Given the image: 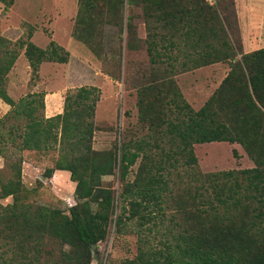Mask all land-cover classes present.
Masks as SVG:
<instances>
[{
	"label": "trees",
	"instance_id": "16d2710c",
	"mask_svg": "<svg viewBox=\"0 0 264 264\" xmlns=\"http://www.w3.org/2000/svg\"><path fill=\"white\" fill-rule=\"evenodd\" d=\"M220 1L77 0L71 35L89 50L101 7L121 18L129 12L123 23L128 51L141 47L133 8L145 30L150 71L136 88L135 105L146 134L119 138L106 151L91 148L97 89L67 91L61 113L48 118L44 93L16 102L7 95V74L20 53L33 82L42 63L65 64L68 52L52 40L35 46L29 30L14 42L0 37V100L9 107L0 118V200L10 198L0 205L7 248L1 264H90L110 222L116 234L127 227L136 237L134 257L117 264H264V48L243 54L239 39L237 46L230 41L224 12L233 11V0L231 7ZM0 4L6 10L12 0ZM215 63L228 71L193 110L168 75ZM212 142L237 144L253 167L201 173L193 145ZM14 151L56 153L43 177L68 173L76 202L67 213L27 200L22 158ZM111 175L118 183L117 212L114 190L102 181Z\"/></svg>",
	"mask_w": 264,
	"mask_h": 264
},
{
	"label": "rangeland",
	"instance_id": "374dc122",
	"mask_svg": "<svg viewBox=\"0 0 264 264\" xmlns=\"http://www.w3.org/2000/svg\"><path fill=\"white\" fill-rule=\"evenodd\" d=\"M223 4L231 7L229 0L220 1V5ZM76 10L77 0H12L11 6L6 10L0 4V37L14 42L25 38L27 30L31 34L37 30L34 43L42 48L47 42L42 36L48 39L52 28L55 30L57 41L63 49L67 45L65 50L68 52L65 64L40 65L38 79L33 82H29V69L22 72L20 67L18 72L7 77L6 91L7 88L11 91L10 96L15 102L25 94L39 92L55 94L57 100L62 99L63 102L65 93L74 88L97 89L98 101L94 109L91 148L95 151H106L112 149L119 138H139L146 134L144 127L137 122L135 105L136 88L142 84V75L147 77L150 71L148 56L142 42L145 30L139 9L133 8L131 14L134 16L133 24L136 28L135 43L141 47L137 51H128L125 47L123 23L129 12L124 9L121 18L119 12L111 15L101 7L97 9L94 17L89 50L71 35ZM224 15L230 24L227 34L232 43L237 46L238 39L240 40L243 33L246 44L255 39L264 47V0H233V11L228 9ZM56 18H64L68 23L65 20L56 23ZM64 29L73 38V43L66 42L67 33H64ZM20 55L22 56V53ZM22 59L24 60L23 56ZM226 72L225 65L207 66L189 72L174 73L168 77L174 82L186 103L193 110H197ZM232 152H235V155ZM8 153L12 154V150L8 149L5 154ZM193 153L201 173L253 167L237 144L212 142L193 145ZM14 154L15 158L21 156L23 161L20 166L21 181L30 190L27 200L35 205L58 208L67 213V208L76 202L73 196L74 184L70 182L68 174L58 171L49 178L43 177L45 168L53 165L56 153L47 151ZM1 168L3 160L0 158ZM134 169L135 167L132 168ZM102 181L114 190L116 199L114 205L117 212L119 205L116 196L118 192L116 176L103 177ZM9 203L10 198L0 200V205ZM133 231V228L125 227L120 234H116L113 222H110L106 238L93 248L90 264H117L133 258L136 247ZM47 244L49 241H46ZM4 245L0 238V264L7 258L5 252L7 248ZM57 249L58 246L51 245V252L57 253Z\"/></svg>",
	"mask_w": 264,
	"mask_h": 264
},
{
	"label": "crops",
	"instance_id": "0c3cea01",
	"mask_svg": "<svg viewBox=\"0 0 264 264\" xmlns=\"http://www.w3.org/2000/svg\"><path fill=\"white\" fill-rule=\"evenodd\" d=\"M252 9V8H251ZM57 16H58V14H56ZM237 22H238V24L240 25V20H239V17L237 16ZM62 20H65L64 18L62 19V18H56L55 19V21H56V23L58 22V21H62ZM65 21H67V20H65ZM55 23V24H56ZM67 23H68V21H67ZM56 26H57V24H56ZM243 32V31H242ZM38 32H37V30H35V31H33V34L31 35V38H30V41H31V43H33L34 45H35V43H34V38H35V36H36V34H37ZM50 34H49V37H50V39H52V41H54L57 45H59L60 47H62L61 46V44H59V42L57 41V39H56V36H55V30L54 29H52L51 28V31L49 32ZM64 33H67V34H65L66 35V42L68 43L69 41H71V42H69V43H73L74 42V40H73V38L72 37H70V35H69V32L67 31V30H65L64 29ZM43 38L42 39H44L45 38V40H47V42L45 43V45L50 41V39H49V37H48V39H46V37H44V36H42ZM239 42H240V47H241V52L243 53V54H246V53H250V52H252V51H255V50H258V49H261V48H264L262 45H261V42L259 43V42H257L255 39H253L252 40V42L250 43V44H246V40H245V37H244V34L242 33V35H241V38H240V40H239ZM68 43V44H69ZM45 45L42 47V49L45 47ZM35 46H37V45H35ZM67 46V45H66ZM64 47V49H67V47ZM38 47V46H37ZM39 48H41V47H39ZM63 48V47H62ZM22 61V62H21ZM42 65H44V63H42L41 64V66ZM226 66V71H228V67H227V65L225 64V63H215V64H212V65H208V66H215V67H217V66ZM22 68V72H24V70H26L27 68H28V66H27V63H26V61H25V59L23 60L22 59V56L20 55L17 59H16V61L14 62V64H13V66H12V68H11V70L9 71V73H8V75H7V77H10V75H13L12 73H16V72H18L19 71V68ZM205 67H207V66H205ZM203 68V67H202ZM225 70V69H224ZM225 75H226V73H225ZM224 75V76H225ZM223 76V77H224ZM10 93H11V91H8V88H7V95L12 99V100H14L11 96H10ZM60 98V97H59ZM47 100H48V102H47ZM59 101V102H58ZM43 106H44V109H43V115H44V117L45 118H48V117H51V116H54V115H56V114H59V113H61V110H62V99H61V101L60 100H57V98H56V96H55V94H50V93H47V94H45L44 93V96H43ZM9 110V107L6 105V104H4L3 102H1V100H0V118L7 112ZM22 152H32V151H21L20 153H22ZM35 153V152H34ZM41 153H43V152H41ZM1 158V157H0ZM2 159V158H1ZM23 162V161H22ZM55 172H58V171H54L53 173H55ZM63 172H65V171H63ZM67 173V172H66ZM68 174V173H67Z\"/></svg>",
	"mask_w": 264,
	"mask_h": 264
}]
</instances>
